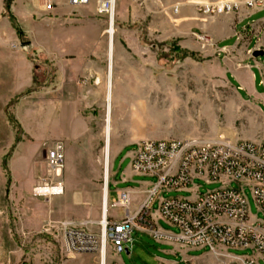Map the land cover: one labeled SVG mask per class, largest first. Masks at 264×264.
Returning <instances> with one entry per match:
<instances>
[{
  "label": "rangeland",
  "instance_id": "1",
  "mask_svg": "<svg viewBox=\"0 0 264 264\" xmlns=\"http://www.w3.org/2000/svg\"><path fill=\"white\" fill-rule=\"evenodd\" d=\"M12 1L6 11L5 0H0L4 9L0 10V46L21 53L20 57L0 53V264H109V254L115 251L111 243L102 263L99 251L66 252L58 233L54 228L45 231V224L65 218L99 221L105 184L107 191L111 182L112 201L115 172L128 168L140 140H234L264 132L258 108L251 99L245 100L244 91L240 96L225 74L223 60L216 58L210 45L201 51L192 21L194 11L203 14L197 9L200 3L180 9L179 0H120L110 35L109 20L92 10L91 3L81 11L70 6L60 13L46 10L33 14L31 22H22L14 15ZM215 1L220 0L211 2ZM83 41L91 45L90 59L97 66L89 78L75 81L67 102L54 90L60 81L54 55L62 57L61 49L80 47ZM22 42L29 44L21 46ZM22 54L32 64L29 85ZM98 75L100 81H95L93 76ZM57 140L64 144V191L62 197H54L53 207L48 199L34 196L32 188L50 181L44 150ZM137 179L154 180L135 175L116 188H136ZM194 181L203 191L218 186ZM245 192L250 212L262 217L249 190ZM178 194L185 193L171 191L164 196ZM107 207L110 213L115 209L111 203ZM138 234L132 232L128 252L125 245L116 252L120 263L157 264L155 255L167 264L231 263L207 247L180 249L182 253L147 235L139 241ZM228 252L250 254L248 249Z\"/></svg>",
  "mask_w": 264,
  "mask_h": 264
},
{
  "label": "built area",
  "instance_id": "2",
  "mask_svg": "<svg viewBox=\"0 0 264 264\" xmlns=\"http://www.w3.org/2000/svg\"><path fill=\"white\" fill-rule=\"evenodd\" d=\"M51 6L52 0H34ZM117 0H67L73 6L95 4L98 15L113 19ZM247 7L262 6L263 0H220L197 5L203 14H224ZM44 158L50 170L45 186L32 188L34 196L49 199L62 194L61 174L65 164L64 144L55 141L46 146ZM131 170L138 175L153 177L138 208L130 212V194L119 191L110 201L125 210L119 219L75 221L65 218L48 221L44 230L54 228L68 253L101 251L102 240L114 248L131 245L134 229L148 232L157 241L168 240L184 248H203L225 256L236 264L264 263V141L145 139L136 144L130 156ZM57 179V180H56ZM218 184L203 191L201 184ZM47 186L58 187L49 191ZM249 190L253 203L262 217L250 212ZM184 195L164 196L167 192ZM176 230L163 232L146 219L153 214ZM152 220V219H151ZM96 225V230L91 228ZM128 248V247H127ZM250 250V254H233L228 250Z\"/></svg>",
  "mask_w": 264,
  "mask_h": 264
},
{
  "label": "crops",
  "instance_id": "3",
  "mask_svg": "<svg viewBox=\"0 0 264 264\" xmlns=\"http://www.w3.org/2000/svg\"><path fill=\"white\" fill-rule=\"evenodd\" d=\"M211 1L214 0H179L178 4L180 5L181 9L188 3H201ZM238 1L244 2L245 0ZM116 3H118L117 6L120 7L122 2L119 0L118 2L116 1ZM91 5L92 10H95V4L92 2ZM64 6H70L72 10L78 11H81L83 7H86V5H70L68 4L67 0H52L51 6L46 7L41 6V4L36 3L34 0H31L29 4L24 2V0L12 1L14 15H16L18 20L22 22H31L33 14L36 15L46 10H49L50 12L60 13V9ZM0 8L1 11L4 10L2 5H0ZM177 11H179V8H177ZM193 16V26L197 29L196 36L199 39L198 44L202 49L201 51H203L202 53L208 50V47L206 46H211V51H213L216 58L219 60H223V62L225 63V74L230 77V80L233 86L237 89L238 93L240 94L241 91H244V94L246 96L245 100L251 99L252 101L250 102L256 105V107L258 108V113L264 119V5L260 7L253 6L249 8L242 4L240 10L237 13H226L218 15H204L201 13L199 14V12L197 11H194ZM83 43L84 44L80 47L69 45L68 47H66V49H61L60 53L62 57L54 55V57L57 58L56 63L60 72V81L58 83V86L54 90L57 92V94L61 92V94H63V98L66 99L67 102H70V100L68 99L72 97L67 92L71 90L72 87H76L75 81L80 76H86L87 78H89L92 72V68L94 69L97 66V64H95L96 61H91L90 59V53L92 49L91 45L85 43L84 41ZM259 50L263 51V53L254 55V52ZM2 51H4L6 55L10 57L21 56V53H18L16 50L7 47L4 49L0 46V53ZM22 58L24 64L26 65V85H29L32 64L26 58L25 54H22ZM93 77H96L95 81H100V75ZM77 84L79 90H83V86H81V84L79 83ZM257 87H260L261 90L258 91ZM234 140L264 141V132H254L250 135L244 136V138H234ZM131 155L132 154H130V156ZM115 175L117 176L116 179L113 180L115 196L119 191H128L130 194L129 211H135L145 197V192L149 188V185L151 183L142 179H137L136 182L139 184V186L136 188H116V185L119 183H128L132 181L135 178V175L142 176L135 174L131 170L130 165L126 170H120L118 173L115 172ZM110 184L111 182L107 183V203H110ZM62 195L63 193L59 195H52L48 200L45 201H48L51 204L50 206L54 207V197H62ZM116 209H120L122 211L117 212ZM112 213L109 212V209L107 207L106 217L109 219H119L123 217L125 215V210L122 208H115L112 210ZM152 217L153 218L147 215L146 219L154 223V225L163 232L170 234L176 230L174 227H169L162 220L158 219L155 213L152 215ZM95 226L96 225H92L91 228ZM133 231H137L139 233L137 236V239L139 241H142V237H144V235H147L148 237H151L155 243L161 244L162 246H172L175 251H180L182 253L184 252L180 249H197L183 248L179 244L168 240L157 241L144 230L134 229L132 230V232ZM127 247H129V245H127L126 248ZM116 252H118V248H115V251L109 254V264H122L117 260ZM155 258L157 264H167V262H165L160 256L155 255Z\"/></svg>",
  "mask_w": 264,
  "mask_h": 264
},
{
  "label": "bare ground",
  "instance_id": "4",
  "mask_svg": "<svg viewBox=\"0 0 264 264\" xmlns=\"http://www.w3.org/2000/svg\"><path fill=\"white\" fill-rule=\"evenodd\" d=\"M109 28L106 30L107 33H109L110 35L113 33V19L109 21ZM109 49L111 50L112 49V46H111V43L109 45ZM109 92H108V97H109ZM106 130H105V137H106V165H105V180L107 178V168H108V161H107V152H108V145H109V133H110V116H109V113H107V116H106ZM46 184L44 183L43 185L41 186H45ZM48 190L49 191H57L59 190L58 187H54V188H51L49 186H47ZM107 206H108V203H107V191H106V184L104 186V194H103V201H102V216H101V219L105 220L106 218V214H107ZM106 246H107V243L104 241V239L102 240V245H101V251H100V255H101V258H102V263L104 262V258H105V250H106Z\"/></svg>",
  "mask_w": 264,
  "mask_h": 264
},
{
  "label": "water",
  "instance_id": "5",
  "mask_svg": "<svg viewBox=\"0 0 264 264\" xmlns=\"http://www.w3.org/2000/svg\"><path fill=\"white\" fill-rule=\"evenodd\" d=\"M27 44H29V42H22L21 46H24V45H27ZM262 53H263V51L259 50V51H255L254 55H259V54H262ZM122 249H123L122 247H118V251H121ZM124 250L128 251V249L126 247L124 248ZM230 264H236V263H230Z\"/></svg>",
  "mask_w": 264,
  "mask_h": 264
},
{
  "label": "trees",
  "instance_id": "6",
  "mask_svg": "<svg viewBox=\"0 0 264 264\" xmlns=\"http://www.w3.org/2000/svg\"><path fill=\"white\" fill-rule=\"evenodd\" d=\"M11 1L12 0H5L4 7H5L6 11L10 10V3H11Z\"/></svg>",
  "mask_w": 264,
  "mask_h": 264
}]
</instances>
